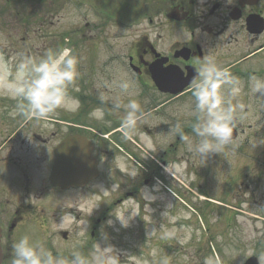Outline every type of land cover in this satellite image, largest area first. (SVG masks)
Returning <instances> with one entry per match:
<instances>
[{"label": "flooded vegetation", "instance_id": "1", "mask_svg": "<svg viewBox=\"0 0 264 264\" xmlns=\"http://www.w3.org/2000/svg\"><path fill=\"white\" fill-rule=\"evenodd\" d=\"M1 1L0 15L6 18L7 0ZM15 2L16 13L29 20L21 19L19 26L4 21L0 55L14 64L24 56L39 58L49 48H71L80 60V75L69 92L81 107L75 113L58 110L47 120H26L12 115L16 101L0 95V264H11L12 245L24 235L54 256L70 258L77 236L69 226L71 217L66 230L57 227L62 215L82 219L86 236L88 226L95 234L109 210L125 202L136 209L137 220L160 219L164 207L176 211L174 200L164 205L161 194L167 191L155 188L153 177L162 172L161 165L168 171L183 158L182 135L197 122L193 81L205 57L227 68L242 85L232 100L237 135L210 159L223 164V174L241 172L245 190L264 192V94L249 89L252 77L264 79V0ZM124 77L139 92L131 98L143 113L127 136L121 127L124 111L115 110L113 101L119 96L126 103L128 97L104 87ZM184 81H190L185 88ZM101 93L109 96L103 104ZM97 107L105 110L103 121L89 116ZM67 137L74 139L66 145ZM187 137L189 143L197 140L195 134ZM233 145L252 153H228ZM82 146L84 155L73 153L82 152ZM87 156L96 161L95 178L68 188L51 182L57 160ZM167 183L177 190L172 177ZM114 184L119 188L113 190ZM89 186L106 196L88 215L82 200ZM72 190L82 198L71 201ZM86 246L78 244L72 251L82 254Z\"/></svg>", "mask_w": 264, "mask_h": 264}, {"label": "rangeland", "instance_id": "2", "mask_svg": "<svg viewBox=\"0 0 264 264\" xmlns=\"http://www.w3.org/2000/svg\"><path fill=\"white\" fill-rule=\"evenodd\" d=\"M7 4L9 15L6 18L0 15V26L4 21L19 26L21 19L29 20L15 13L16 3H12V0H7ZM2 7L3 1L0 0ZM191 134H194L192 128L190 132L188 129L185 131V136ZM239 148L237 146L231 153H244L245 147L240 148L242 151ZM184 149L183 167L179 164L173 166L179 179L176 183L178 192L170 196H175L176 201L165 192L161 194L165 206L170 205V200L177 203L175 212L170 213L169 208L164 207L160 219L149 222L134 218L125 228L115 216L136 213V209H128L130 204L125 202L109 210L108 219L97 227L96 237L90 236L89 229L87 237H83V221H75L72 215L69 226L75 228L73 234L77 237H73L71 249L86 240L88 246L83 255L91 258L97 242L101 247L111 245L119 255V264H240L251 251L258 256L260 264H264V192L260 189H255V193L244 191L243 184H239L244 179L240 176L241 172L237 176L233 173L221 174L226 170L220 161L214 163L213 167L217 168L213 171L211 155L205 160L192 155L189 145H184ZM157 183L161 184L160 181ZM86 192L83 202L86 201L89 215L96 210L102 193L94 192L89 187ZM80 198L79 191L73 190L71 201ZM185 214L190 218L184 219ZM172 216L177 217L175 223L169 222ZM109 220L113 221L111 225L107 223ZM181 225L192 228L191 237L183 244L178 238L165 234L171 229H179ZM105 233L107 240L103 239ZM183 236L184 233H178L179 238Z\"/></svg>", "mask_w": 264, "mask_h": 264}, {"label": "clouds", "instance_id": "3", "mask_svg": "<svg viewBox=\"0 0 264 264\" xmlns=\"http://www.w3.org/2000/svg\"><path fill=\"white\" fill-rule=\"evenodd\" d=\"M80 60L71 48L47 49L39 58L30 56L21 57L16 63H12L0 55V95L16 101L12 115H21L26 120H47L58 110L66 112H78L81 107L79 98L69 92L70 86L78 79ZM195 98L194 112L197 122L192 131L197 138L196 142L189 143V151L207 160L214 153H220L233 139L235 128V116L232 100L239 96L242 85L239 78L233 76L227 68L218 65L212 57H205L197 70V79L193 81ZM99 87V86H98ZM112 91H118L120 96L128 97L126 103H122L118 96L113 101L115 110L124 111L121 119V127L127 136L135 131L138 122L142 118L141 105L138 100L131 98L138 96L134 91V85L128 78H120L104 85ZM249 89L253 94H264V79L252 77ZM79 91V89H75ZM109 96L101 93L100 100L103 104ZM90 118L103 121L105 110L97 107L89 113ZM182 139L188 141L187 136ZM132 171L130 175L136 176ZM113 190L119 185H112ZM70 213L62 215L57 223L60 230H66ZM122 227H129L136 217L129 212L125 215L115 216ZM185 214L184 219H189ZM177 217L169 218L170 223H175ZM108 225L113 223L107 221ZM184 233L183 238L178 233ZM192 233L188 225H181L179 229H171L165 234L172 238H178L181 244L185 243ZM107 234L103 239L107 240ZM13 255L11 264H119V255L111 245L101 247L99 242L94 246L91 258L85 257L80 252H73L71 258L54 256L53 253L34 242L28 235H24L12 245ZM249 255L252 252L249 251Z\"/></svg>", "mask_w": 264, "mask_h": 264}, {"label": "water", "instance_id": "4", "mask_svg": "<svg viewBox=\"0 0 264 264\" xmlns=\"http://www.w3.org/2000/svg\"><path fill=\"white\" fill-rule=\"evenodd\" d=\"M95 171L94 161L90 160H72L67 162H58L54 168L51 179L61 184L68 186L69 184H82ZM241 264H259L255 255L247 257Z\"/></svg>", "mask_w": 264, "mask_h": 264}, {"label": "bare ground", "instance_id": "5", "mask_svg": "<svg viewBox=\"0 0 264 264\" xmlns=\"http://www.w3.org/2000/svg\"><path fill=\"white\" fill-rule=\"evenodd\" d=\"M200 195V194H199ZM202 197V195H200Z\"/></svg>", "mask_w": 264, "mask_h": 264}]
</instances>
